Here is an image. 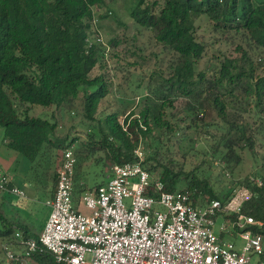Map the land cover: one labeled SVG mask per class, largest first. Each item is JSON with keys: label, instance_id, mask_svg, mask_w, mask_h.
Listing matches in <instances>:
<instances>
[{"label": "trees", "instance_id": "trees-1", "mask_svg": "<svg viewBox=\"0 0 264 264\" xmlns=\"http://www.w3.org/2000/svg\"><path fill=\"white\" fill-rule=\"evenodd\" d=\"M119 1L127 6L134 28L138 32H150L163 50L173 56L165 76L158 78L160 82L147 86L148 96L138 116L99 113L110 93V85L104 75L94 78L90 75L107 56L106 49L116 46V40L108 42L110 47L106 48L92 39L98 33L92 31L94 9L103 6L104 0H0L3 143L29 162L30 172L45 190L49 171L54 169L50 199L60 163V160L55 162V154L71 149L75 140L58 136L59 125L53 114L32 116L30 111L38 107L53 108L70 115L79 107L88 133L86 140L73 151L74 173L88 165L96 151L103 152V162L111 168L133 162V151L140 147L145 153L144 169L151 179L163 183L165 192H190L194 206L212 200L227 201L233 190L213 188L209 170L204 168L205 158L217 157L231 170L241 162L239 150L254 149V128L245 116L248 114L254 123L264 119V77L255 78L251 68L245 70L237 58H225L210 77L197 72V64L206 53V45L197 34V23L207 22L221 39L236 44V51L243 53V59L246 56L241 47L262 58L264 0H160L157 9L148 0ZM178 103L180 108L176 106ZM167 110L175 123L166 118ZM120 116H124L122 123ZM183 124L194 136L201 133L208 140L216 139L210 152L200 153L195 151L193 140L181 138L189 146V153L204 158L200 165L190 166V171L185 170L184 162L174 158L169 146L170 139L177 137ZM259 124L263 130V124ZM208 129L219 135L214 136ZM100 163L102 159L96 161ZM251 177L261 180L262 186L251 185ZM82 181L78 189L74 186L73 194L75 190L79 194L94 191L102 185L89 189L85 183L81 185ZM239 186L247 187L252 193L241 213L260 224L251 230L262 237L264 248V177L249 176ZM17 233L21 234L20 239L15 238ZM38 237L28 224L0 210L2 244L22 251L24 241ZM259 261L264 262V252ZM31 262L57 264L44 251L34 254Z\"/></svg>", "mask_w": 264, "mask_h": 264}, {"label": "built area", "instance_id": "built-area-1", "mask_svg": "<svg viewBox=\"0 0 264 264\" xmlns=\"http://www.w3.org/2000/svg\"><path fill=\"white\" fill-rule=\"evenodd\" d=\"M133 158L111 166L106 183L85 191L74 209L75 158L72 148L63 151L54 193L44 203L49 217L38 239L21 244L22 251L2 245L7 264H30L43 251L57 264H264L262 237L251 230L260 224L241 213L252 197L247 187L238 186L225 202L194 206L190 192L167 193L160 180L151 179L140 147ZM249 183L262 186L254 177ZM0 195L25 198L1 172ZM230 238L242 242L239 251Z\"/></svg>", "mask_w": 264, "mask_h": 264}, {"label": "rangeland", "instance_id": "rangeland-1", "mask_svg": "<svg viewBox=\"0 0 264 264\" xmlns=\"http://www.w3.org/2000/svg\"><path fill=\"white\" fill-rule=\"evenodd\" d=\"M148 4L153 5L157 9L161 1L148 0ZM126 7L119 0L114 2L104 0L103 6L94 9L96 24L92 26V31L97 30L98 33L92 39H101L106 48L107 45L109 46L108 42L116 40V46L113 48L109 46L110 48L106 49L107 56L90 75L91 78L104 75L110 85V93L100 107V114L119 113L120 115H128L132 113L138 116L144 107V100L148 96L147 86L153 87L159 83L160 79L158 78L165 76L167 67L173 61L172 53L164 51L150 32H138L134 28ZM106 15L108 17H105ZM197 26V34L206 45V53L197 64V72L210 77L214 73L215 68L225 58H237L241 60L245 70L251 68L255 78L264 77V56L259 58L246 47H241L243 52L245 51V60L243 59V53L236 51V44L231 45L221 39L208 26L207 22L199 21ZM180 105L178 103L176 106L180 108ZM171 112L174 114V110H171ZM52 114L59 125L58 136L67 137L69 141L75 140V143L72 144V151H74L77 149L78 144L86 140L88 133L87 123L81 119L79 107L73 110L70 115L58 113L53 108L43 109L38 107L30 111L32 116L46 115V117H49ZM165 115L171 123H175L169 118L170 110H167ZM245 118L253 125V134L256 140L252 151L247 149L238 151L241 158L240 164L230 170L226 169L225 165L217 157L212 159L205 158L206 164L204 168L209 170L211 183L216 191L224 189L235 190L249 176L264 177V168H261L264 159V119L261 122L254 123V119L250 118L248 114ZM123 119L124 116H120L119 122L122 123ZM259 123L263 124L261 126L263 130H260ZM179 128L182 131L178 133L176 138L170 139V150L174 152V158L177 161L184 162L185 170L190 171L191 168L189 167L200 165L203 157L195 153H189V146L185 141L182 142L181 138L185 136V139L193 140L192 145L195 151L200 153L210 152V148L216 143V139L208 140L201 133L194 136L192 131L185 130L186 125L184 124L180 125ZM208 130L214 136L219 135L213 129ZM155 133L156 131L154 130L152 133L154 137ZM2 134L3 129L0 128V172L13 179L14 186L25 194V198L6 195V199L0 198V210L8 217L10 216V218L25 225L28 224L31 231L40 233L50 214V209L46 208L44 203L52 190L51 176L54 169L49 171V184L45 190L40 184V180L34 178V174L30 172L29 162L4 146ZM163 142L165 143L164 140ZM183 154L185 159L181 157ZM59 156L61 157V152H56L55 162L60 160ZM99 159H102V163L96 164ZM103 159V152L96 151L90 157L88 165L82 167L80 172L75 171L73 177L75 189H78L77 186L81 180L92 188L106 183L110 175V165L103 162ZM56 165L57 163H55V170ZM81 195L75 190L73 194L74 209L78 208ZM156 209L162 210L161 208H154V210ZM218 223L221 224L222 222L218 220ZM215 231L217 232V227ZM230 239L235 242L239 251L243 245L242 242L234 238ZM2 245L4 244L0 242V264H7L2 253ZM30 264L35 263L30 262Z\"/></svg>", "mask_w": 264, "mask_h": 264}, {"label": "crops", "instance_id": "crops-1", "mask_svg": "<svg viewBox=\"0 0 264 264\" xmlns=\"http://www.w3.org/2000/svg\"><path fill=\"white\" fill-rule=\"evenodd\" d=\"M2 138H3V134H2ZM2 143H3V140H2ZM3 144H4V143H3ZM4 146H5V144H4ZM5 147H6V146H5ZM12 181H13V179H12ZM13 184H14V183H13ZM82 184H83V182H82ZM102 185H104V183H103ZM102 185H101V186H102ZM87 186H88V185H87ZM88 187H89V186H88ZM90 188H91V187H89V189H90ZM5 196H6V195H0V198H4V199H6ZM46 200H48V199H46ZM72 201H73V197H72ZM43 227H44V226H43ZM42 229H43V228H42ZM40 233H41V232H40ZM40 233H35V232H34V234L37 235V236H38Z\"/></svg>", "mask_w": 264, "mask_h": 264}]
</instances>
